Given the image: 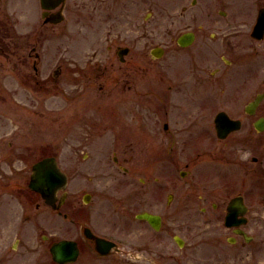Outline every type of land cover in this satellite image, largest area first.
Masks as SVG:
<instances>
[{"label":"rangeland","instance_id":"374dc122","mask_svg":"<svg viewBox=\"0 0 264 264\" xmlns=\"http://www.w3.org/2000/svg\"><path fill=\"white\" fill-rule=\"evenodd\" d=\"M194 1L67 0L65 20L58 25L44 24L40 0H10L4 4V9L13 11L14 30L12 39L0 38V47L9 44L12 49L9 55L0 51V175L23 178L24 165L16 160L23 149L30 176L36 162L56 156L69 177L62 210L72 213L78 208L80 218L86 213L93 225L107 226L110 235L120 241L119 252L129 255L113 254L108 264H219L220 222L213 214H201L203 204L199 199L201 177L206 175L213 188L215 173H202L207 171L198 152H175L174 162L166 167L155 163L150 151L138 155L133 144L126 146L119 141L133 136L142 142L145 138L143 130L132 127L125 126L120 132L121 104L132 103L137 108L125 112L127 122L137 126L143 120L153 131L163 133L165 120L161 116L158 121L153 118L150 102L144 107L140 103L151 101L157 92L161 95L170 80L176 86L184 83L174 95L190 96L193 89L197 94L202 47L198 42L180 49V35L212 33L219 22L225 21L218 18L221 11L230 16H254L264 3ZM158 47L165 50L160 58L151 54ZM124 48L130 51L121 61L118 51ZM213 71V66L208 68V74ZM214 94L208 86L206 95ZM194 108L190 112H198V107ZM182 113H176L172 123L199 121L189 117V112ZM172 126L176 136L178 126ZM192 130L198 133V127ZM194 133L179 137L197 144ZM208 166L214 170L210 161ZM182 172H187L185 177ZM155 177H160L158 186L165 177L172 182L162 191L158 208L167 206L168 195H173L171 213L165 215L163 232L158 235L132 215L149 206L147 202L136 204L135 193L142 179L151 183ZM189 185L199 189L190 194ZM87 195L91 198L85 202ZM147 197L143 194L142 199ZM189 197L195 211L188 215L183 209ZM10 203L7 207L12 211L22 207L17 199ZM34 207L32 202L30 208ZM42 213H53L44 200ZM45 218L42 235L55 233L68 239L77 235L76 227L63 217L60 221H55V216ZM175 236L185 241L183 247L176 243ZM25 239L36 243L33 224ZM143 243L153 247L146 248Z\"/></svg>","mask_w":264,"mask_h":264},{"label":"flooded vegetation","instance_id":"af4514ba","mask_svg":"<svg viewBox=\"0 0 264 264\" xmlns=\"http://www.w3.org/2000/svg\"><path fill=\"white\" fill-rule=\"evenodd\" d=\"M9 1L0 0L1 39L13 37V11H9L8 7L4 9V4ZM65 9L66 5L64 14ZM261 10H264V3L254 16H230L221 11L222 15L218 18L225 21L219 22L214 32H203L200 37L196 32H191L194 34V41L189 47H182L178 43V39L186 33L177 38L180 49H189L200 43L202 48L200 47L199 66L202 74L198 78L197 94L193 93V89L189 90L190 96L174 95L176 89L184 87V83L176 86L175 81L170 80L166 91H162L161 95L157 92L151 101L140 103L144 107V104L150 102L153 118L157 120L161 116L165 120L163 133L156 129L153 131L143 120L137 126L127 122L125 112L129 113L135 104H121L120 132L125 126L132 127L143 130L145 137L142 142L133 136L128 137L125 142L119 139L121 144H133L138 155L150 151L153 161L165 164L166 167L174 162L175 152L197 151V157L202 160L201 166L207 171L202 170V173H215L213 188L209 185L212 181L206 175L201 177L199 199L203 204L201 214H213L220 222L219 264H264V28L258 26ZM45 13L46 11H42V18L44 24H47L46 19L51 17L52 12L47 16H44ZM262 19L264 20V16ZM0 51L9 55L12 49L9 44L6 47L2 44ZM164 53L163 49V55ZM212 66L214 71L208 74V68ZM228 84L232 88L234 86L233 91L228 88ZM208 86L214 89V95H206ZM226 90L231 92L224 94ZM196 106L198 112H190ZM138 108L141 107L138 105ZM135 109L137 108L134 107ZM178 112H189V117L199 121L188 125L172 123V117ZM123 114L124 121L121 118ZM210 115L213 116L212 119ZM219 116L221 118L217 122ZM172 125L178 126V139L173 133ZM196 127L198 133L192 130ZM187 132L198 137L197 144H191L190 139L181 140L179 136ZM24 153L23 149L16 154V160L24 165L22 179L13 175H0V264H60L53 259L51 249L63 240L75 242L78 248V257L70 264H108L113 254L121 253L119 239L110 235L107 226L93 225L91 216L86 213L82 214L85 219L80 218L78 208L72 213L62 210L67 197L61 206V197H58L56 208L49 206L53 212L51 215L42 213V194L31 189L32 175L30 176L29 162ZM209 161L214 164V170L212 166H208ZM186 174L187 172H182L181 176L185 177ZM165 178L166 181L160 186V177L153 178L155 182L151 183L142 179L141 187L135 193L138 199L136 204L147 202L149 206L132 214L139 223L147 225L157 235L163 232L165 215L171 213L172 209L170 200L173 195H168L167 206L158 208L162 203L159 200L162 198V191L169 189L172 184L169 177ZM198 189L199 186L189 185L190 194ZM143 194L150 198L142 199ZM88 196L91 198V195ZM14 199L22 207L12 211L8 209L12 207L7 205ZM189 201L190 197L183 209V213L188 215L195 211ZM32 202L35 203L34 209L30 208ZM143 213L159 216L160 228L157 230L146 220L138 219V215ZM128 215L132 216L129 212ZM46 216H55V221H60L61 217L70 221L77 230L75 238H61L55 233L42 235V222L47 223ZM228 216H231L229 220ZM31 224L35 229V244L25 239ZM180 240L184 246L185 241ZM110 244H113L111 249ZM144 246L153 247L149 243ZM23 248L25 250L19 253ZM121 254L129 258L124 252Z\"/></svg>","mask_w":264,"mask_h":264},{"label":"water","instance_id":"95a60500","mask_svg":"<svg viewBox=\"0 0 264 264\" xmlns=\"http://www.w3.org/2000/svg\"><path fill=\"white\" fill-rule=\"evenodd\" d=\"M41 1V7L46 10V13L44 16L52 11L56 10L58 7H60V10L56 13L51 14V17L46 19V23H53V24H59L64 20V6L66 3V0H40ZM264 16V10H261L260 12V19L258 26H263L264 28V20L262 19ZM194 41V34L189 32L184 35H182L178 39V43L183 47H188L192 45ZM129 49H120L118 54L121 58V61H124V56L128 54ZM152 55L154 57L160 58L163 55V50L161 48H156L152 50ZM221 116L218 117L217 122H219V119ZM219 129V127H218ZM68 185V177L66 173L62 171L60 168L58 161L55 157H47L42 159L41 161L37 162L32 169V178H31V189L41 193L42 198L45 200L46 204L56 208V202L58 200V193L61 191L66 190ZM66 199V194L62 195L60 204L61 206L63 202ZM89 201V197L87 196L85 198V202ZM231 218V216H228V220ZM138 219H144L148 223H150L151 226H153L155 229L160 228V217L151 215L149 213H143L138 215ZM176 241L179 244V246H183L182 241L176 237ZM113 244H110V249L112 248ZM52 255L56 262L60 264H67L74 262L78 257V248L73 241L64 240L57 244H55L52 249Z\"/></svg>","mask_w":264,"mask_h":264},{"label":"bare ground","instance_id":"6f19581e","mask_svg":"<svg viewBox=\"0 0 264 264\" xmlns=\"http://www.w3.org/2000/svg\"><path fill=\"white\" fill-rule=\"evenodd\" d=\"M7 127V126H6Z\"/></svg>","mask_w":264,"mask_h":264}]
</instances>
